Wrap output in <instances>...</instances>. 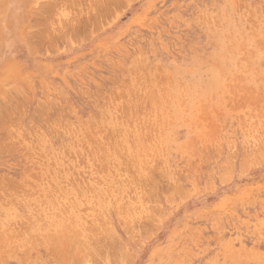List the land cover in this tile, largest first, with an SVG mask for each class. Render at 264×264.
Here are the masks:
<instances>
[{
  "label": "rangeland",
  "instance_id": "1",
  "mask_svg": "<svg viewBox=\"0 0 264 264\" xmlns=\"http://www.w3.org/2000/svg\"><path fill=\"white\" fill-rule=\"evenodd\" d=\"M100 1L0 0V264H264V0Z\"/></svg>",
  "mask_w": 264,
  "mask_h": 264
},
{
  "label": "bare ground",
  "instance_id": "2",
  "mask_svg": "<svg viewBox=\"0 0 264 264\" xmlns=\"http://www.w3.org/2000/svg\"><path fill=\"white\" fill-rule=\"evenodd\" d=\"M95 1H99V0H95ZM104 1L106 2V0H103V2H104ZM108 1H109V0H108ZM108 1L106 2V4H109ZM100 2L102 3V0H101ZM100 2H99V3H100ZM111 2H112V0H111ZM94 3H95V2H94ZM96 3H97V2H96ZM96 3H95V5H96ZM101 3H100V4H101ZM52 4H53V3H52ZM102 4H103V3H102ZM104 4H105V3H104ZM104 4H103V6H104ZM109 5H110V4H109ZM47 6H48V5H47ZM93 6H94V5H93ZM97 6H98V5H97ZM100 6H101V5H99V8H98V9H100V8L102 7V6H101V7H100ZM105 6H107V5H105ZM105 6H104V7H105ZM53 7H54V6H53ZM104 7H103V8H104ZM103 8H102L101 10H103ZM92 9H93V8H92ZM92 9H90V10H92ZM94 9H95V8H94ZM101 10H100V11H101ZM97 11H98V10H97ZM97 11H94V12H97ZM98 13H99V12H98ZM98 13H96V14H98ZM96 14H95V16H96ZM92 15L94 16V14H91V16H92ZM97 16H99V15H97ZM45 19H46V18H45ZM79 21H80V20H79ZM76 26H77V25H76ZM76 26H74V27H76ZM74 27H73V28H74ZM77 27H78V26H77ZM77 27H76V28H77ZM43 28H44V27H43ZM78 29H79V28H78ZM58 31H59V29H58ZM76 32H77V31H76ZM76 32H74V33H76ZM58 33H59V32H58ZM58 33H56V34H58ZM71 33H72V32H71ZM64 34H66V33L64 32ZM67 35H68V34H67ZM34 36H35V35H34ZM48 36H50V35H48ZM59 36H60V38L63 37V35H62V36L59 35ZM54 37H55V36H54ZM49 39H50V38H49ZM61 39H62V38H61ZM66 39H68V38H66ZM55 40H56V39H55ZM30 46H31V45H30ZM155 113H156V112H155ZM157 120H158V119H157ZM159 129H160V128H159ZM141 132H142V131H141ZM6 133H7V132H6ZM131 134H132V133H131ZM142 134H143V133H142ZM132 135H133V134H132ZM133 136H134V135H133ZM134 139H135V138H134ZM143 139H144V138H143ZM135 140H137V138H136ZM155 143H157V142H155ZM120 149H121V148H120ZM138 152H139V151H138ZM146 152H147V151H146ZM148 154H149V153H148ZM142 155H143V154H142ZM58 214H59V213H58ZM129 214H130V213H129ZM56 218H57V217H56ZM73 223H74V222H73ZM61 224H62V223H61ZM61 224H60V225H61ZM63 224H64V223H63ZM67 224H68V223H67ZM67 224H66V225H67ZM61 227H63V226L61 225ZM36 228H37V227H36ZM75 228H76V227H75ZM75 228H74L73 230H75ZM48 230H49V229H48ZM51 230H52V229H51ZM55 230H56V229H55ZM52 231H53V230H52ZM55 232H56V231H55ZM37 233H38V232H37ZM75 233H76V231H75ZM56 234H57V233H55V235H56ZM57 236H58V235H57ZM56 238H58V237H56ZM62 238H63V237H62ZM56 241H57V239H56ZM53 242H54V241H53ZM57 242H58V241H57ZM59 243H60V242H59ZM53 244H54V243H53ZM67 244H68V243H67ZM59 247H60V245H59ZM99 249L101 250V248H99ZM95 258H96V257H95ZM62 259H63V258H62ZM92 259H94V258H92ZM87 260H88V259H87ZM88 261H89V260H88Z\"/></svg>",
  "mask_w": 264,
  "mask_h": 264
}]
</instances>
